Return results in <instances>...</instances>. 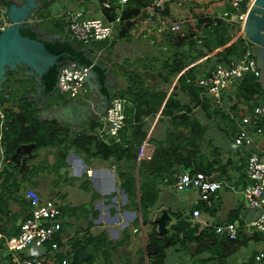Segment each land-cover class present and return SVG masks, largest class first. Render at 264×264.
<instances>
[{
    "label": "crops",
    "instance_id": "obj_1",
    "mask_svg": "<svg viewBox=\"0 0 264 264\" xmlns=\"http://www.w3.org/2000/svg\"><path fill=\"white\" fill-rule=\"evenodd\" d=\"M63 1H55L48 11V19L61 17L66 10L70 9H83L87 15L93 11L90 10L93 7L83 8L82 0L79 2ZM68 1L69 5L67 4ZM179 1L180 3L177 0L167 1L165 4L168 3L172 17L181 15L185 18V21L189 22L187 29L184 27L187 22L183 23V32L185 34L195 30L201 33L204 32V29L199 30L197 23L200 21L201 16L206 13L202 7H209L211 0ZM257 1L254 0L247 9V16ZM163 11L164 8L160 10V13ZM150 12V10H146L147 17L141 16L140 19L144 18V22H149ZM225 21L227 22V20ZM37 26L38 29L27 24L24 29H31L37 33V36L48 41H53L51 36L59 34L54 30L53 25L45 23L44 18L39 17V15ZM246 26L247 18L244 23V34ZM115 36L117 34L103 48H100L102 54H107L105 48H108L110 54L116 58L106 64L116 80L109 82V84L106 82V86L111 93L109 96L105 95L109 99L104 101L103 104L94 97V94L88 95V92L76 99L70 98L58 88L46 93L45 86L40 85L37 78L29 74L24 68L16 71L17 75L14 76L8 73L9 78L3 84L2 91H6L7 94L16 92L18 98L22 96L28 98L38 109L39 119L41 120H57L60 122L63 120L69 125L71 131H82L87 123L96 119V114L106 110L105 105L107 102L109 103L114 97H119L114 95V91L117 92L126 86L125 78L121 76L122 72L119 71L120 68L116 65L118 66L128 60L130 64L128 69L131 70L130 66L138 59L151 61L152 65H159L154 59H157L159 52H161L160 46L157 44L161 37L154 27L148 28L142 36H135L133 39L116 38ZM233 40L235 39L233 38L223 46L216 47L212 52L196 58L182 72L195 65L200 66L201 69L202 67H208V65L212 66L216 62L214 55L236 43L237 40ZM95 42L87 45L91 51L95 47L97 48ZM112 42L115 44L113 47L110 46ZM251 46L253 47V44ZM181 49L183 50L184 47H181ZM256 49L259 54V57L257 56L258 64L262 70V75L258 78L264 87V43L259 44ZM84 53L87 55L88 51L85 52L84 50ZM195 53L196 51H192L189 59ZM91 63L93 62L91 61ZM137 63L139 62L137 61L136 65ZM99 67L104 69L106 66ZM132 67H134V64ZM92 79L96 81V90L102 92L103 85L96 71L88 78L87 89L91 85ZM177 80L178 76L175 77L173 85L169 88V94ZM154 81H157V78ZM234 89L232 88L228 93L226 92L227 94L225 93L224 96L232 95ZM225 97L224 103L228 102V109H224L234 119L236 127L232 135L229 136L228 129L223 127V120L219 125L215 122L211 125L210 120L204 123L209 124L206 134L211 141L218 144L219 148V154L215 153L220 159V164H217L218 168L214 172L216 174L215 178L224 182L223 188L215 194V206L213 208H207L203 203L196 206L195 200L198 198V191L195 188L189 187L181 192L175 191L173 188L174 182H171L174 179L169 180L167 175H165L167 177L164 176V179H168L167 181L162 179L158 181L150 180V171H148L149 174H145L147 177L145 175L140 176L141 161H149L156 151L153 140L165 139L168 129L171 127L168 119L162 116L161 108L156 116L145 118L147 136L141 143L138 152L135 187L131 193L125 190L124 184L126 182L122 181L119 175L120 166L113 158L104 160L98 156L90 157L85 153H76L74 150L69 152L67 166L61 168L59 173L54 168L41 166L38 173L30 177L34 181L28 183L38 188L39 196L56 198L62 203L63 229L57 239L61 240L63 245H61L59 252L54 254L46 252L51 248V244L47 243L43 249L28 247L22 252V255L38 254L44 251L46 252V258L43 260L44 264H58L61 257H69L72 260V255L77 247L86 244V248L91 255L82 264H258L255 261V255L258 251L264 249V235L249 228V222L256 217L257 213L246 206L243 196V188L247 181L245 173L247 153L243 147L234 144L233 137L240 125L238 120L240 115L251 109L249 105L243 102L237 104L236 107V98ZM253 102L255 101L252 100L250 104ZM4 105L18 108L12 101H6ZM98 118L100 119V116ZM80 126L82 129L79 128ZM103 131H105L103 136L106 135L107 140L114 137L106 133L104 124ZM256 139L264 140V135L257 136ZM24 154L25 157L28 156L27 153ZM215 154L211 155L210 160L215 157ZM54 159L55 157L50 161L53 163ZM37 163L34 161L28 169ZM47 169L64 179H61L62 181H42V183L37 181L39 179L37 176L42 174L40 172L47 171ZM23 175H25V172L19 174L20 177ZM25 182L27 181L23 180L21 186ZM22 188L19 193L13 194L12 198L8 196L7 199L5 197L1 199L0 197L1 228L9 237L18 235L22 221L30 213V204L26 199V195H24L26 187ZM175 194L179 196L175 197ZM181 195L182 197L179 198ZM185 201H189L191 206L188 208L183 206L182 202ZM197 207L202 211L201 219L207 222L215 225L232 224L238 227L239 239H230L226 234L217 233L215 228L203 227L202 225L201 234L194 241L186 240L177 231L159 232L154 218L162 208H167L179 217ZM190 217L194 218L193 213ZM61 253L63 256H60ZM10 260L11 255L7 251L5 243L2 242L0 245V264H7Z\"/></svg>",
    "mask_w": 264,
    "mask_h": 264
},
{
    "label": "trees",
    "instance_id": "obj_2",
    "mask_svg": "<svg viewBox=\"0 0 264 264\" xmlns=\"http://www.w3.org/2000/svg\"><path fill=\"white\" fill-rule=\"evenodd\" d=\"M55 1L43 0V6L38 15L44 18L45 23L53 25L54 30L66 40L60 38L55 41H46L47 48L53 53L61 55L60 60H64L66 58L65 53H69L72 59L82 64H91V60L88 59L84 51L78 50L68 41L72 36L65 17L48 19V11ZM100 1L102 14L107 15L109 19H115L117 13L114 10H106L103 5L105 0ZM153 2L154 0H130L126 3V9L121 16L122 21L117 26L118 32L115 37L127 39L142 36L151 26L155 29L160 26L162 28L161 39L157 44L163 53L159 52V57L154 59L159 63L158 66L152 65L151 61H144V59H138L137 65V61L133 62L132 66L134 64V67L130 66L131 70L128 69L130 65L128 60L118 66L116 65L120 68L121 76L125 78L127 83L125 87L115 91L114 94L126 100V125L121 129L118 137H111L107 140L106 135L103 136L105 131H103V123L99 118L87 123L79 132L71 131L65 122L41 120L38 109L28 98L25 96L18 98L16 92L7 94L6 91H1L0 103L7 112L9 124L0 144V157L2 155L5 162L3 179L1 180L3 182L0 185L2 188L0 191L1 199L2 197L7 199L8 196L11 198L13 196L14 192L10 188H5L8 184L13 189L19 188L16 181L30 179L32 175L38 173L41 166L54 168L59 173L61 168L67 166L68 154L72 150L76 153H85L90 157L98 156L104 160L113 158L120 166L119 175L122 181L126 182L124 184L125 190L131 193L135 187L138 152L141 143L147 136L145 118L156 116L161 108L162 116L168 119L171 127L168 129L165 139L153 140L156 151L149 161H141L140 176L147 175L150 171V180L152 181L174 179L171 182H175L177 174L181 172L196 173L202 171L207 174L216 172L217 164H220L218 155L215 154L212 160L208 159L206 162L200 161L198 157L201 153L207 155L206 152L202 151L200 142H205L209 124H204L198 119L194 113V108L202 107L205 117L210 121L217 118L226 120L231 116L226 113L222 106L214 104L210 97L203 94V89L196 85L195 80L199 73H207L215 64L228 63L235 55L242 54L247 40L240 37L236 43L215 54L216 62L210 67H202L201 69L200 66L195 65L182 72L196 58L202 57L212 52L216 47L229 42L233 36L232 26L222 18H202L197 27L199 30H203L205 27L204 32H191L186 33V35L175 33L171 30L170 23L173 17L168 3L165 4L162 13L149 16L152 21L144 22V18L140 19L141 16L147 17L146 8L151 6ZM161 21L169 24H162ZM22 33L31 37L37 36V33L31 29H23ZM199 34L201 35L199 36ZM75 42L81 48L86 45L81 41L75 40ZM110 44L112 47L115 45L114 42ZM181 47L184 49L182 50ZM192 51H196V53L189 59ZM94 69L103 85V94L109 96L111 91L106 86L105 69L99 66H94ZM146 70L155 72L157 81L152 80L145 73ZM58 72V65H55L43 76L46 93L55 90ZM9 74L11 76L17 75L15 71H11ZM177 76L178 80L169 94V88ZM234 88L233 94H229L228 98L237 99L236 107L241 102L249 105L250 109L257 104H264V87L254 74H246ZM183 97L189 98V101L185 102ZM252 100L255 102L250 104ZM6 101H12L18 108L6 107L4 105ZM163 103L164 106L162 107ZM235 136L233 137L235 138ZM24 144H34V151L38 152L44 149L48 152L41 160V164L37 163L30 169H25L31 159H27L26 163H23L25 154L18 152V148ZM1 147L3 148L2 154ZM212 150H217L219 154V148H212ZM49 154H53L55 157L53 163L49 161ZM24 172L25 175L20 177L19 174ZM146 175L145 177H147ZM165 175L168 176V179H164L167 177ZM60 256H63L62 253Z\"/></svg>",
    "mask_w": 264,
    "mask_h": 264
},
{
    "label": "built area",
    "instance_id": "obj_3",
    "mask_svg": "<svg viewBox=\"0 0 264 264\" xmlns=\"http://www.w3.org/2000/svg\"><path fill=\"white\" fill-rule=\"evenodd\" d=\"M129 1L105 0L103 2L106 10H114L117 13L115 19H109L105 14L102 18L89 16L82 9L66 10L62 16L68 22V29L72 38L88 45L95 41L110 39L115 35V27L121 23L122 13ZM167 1L172 0H154L153 4L148 6L146 10H150L151 16H154L155 13H160V10H163ZM177 1L180 3L179 0ZM225 1L233 9H227L222 14L205 13L200 19H225L232 26V39L238 40L240 37H244L247 41L242 54L235 55L228 63L215 64L207 73H199L195 80L196 85L203 89V94L217 103H221L223 94L234 88L246 74L251 73L256 77L262 75V70L251 46L252 43L244 34L247 9L254 0ZM173 20L174 24L171 26V30L186 35L183 32L185 18L176 15ZM148 21L152 20L148 19ZM161 23L167 24L164 21ZM9 25L10 21L5 14V9L0 5V32ZM155 31L159 34L162 28L158 26ZM94 65L95 63L82 64L69 56L61 60L58 66L57 80L61 92L66 93L72 99L85 95L88 92L87 80ZM125 105L126 100L124 98L114 97L110 100L106 111L100 115L104 129L110 136L118 137L120 130L126 125ZM238 120L240 127L234 138V144L251 149L245 167L247 181L243 188V196L246 206L256 211L257 215L249 222V228L264 235V140L256 139V136L264 134V104L255 105L251 112H243ZM8 128L7 112L0 103V144ZM1 152H3L2 147ZM215 176V173L207 174L202 171L196 173L181 172L173 183V188L177 192L188 187L195 188L198 191V198L195 200L196 206L203 203L207 208H213L215 206V194L224 185V182L216 179ZM26 199L30 204V213L22 221L18 235L9 237L1 228L0 223V245L4 242L11 255V260L7 264H44L46 252L58 253L61 247V241L57 239L63 229L61 201L56 198H43L39 194L26 196ZM201 213L200 208L193 209L194 219L199 221L203 227H213L217 233L226 234L233 240L239 239L238 227L232 224L215 225L207 222L201 219ZM47 243L51 244V248L46 252L22 255V252L28 247L43 249ZM255 261L258 264H264V249L256 253ZM58 264H72V261L71 258L64 257Z\"/></svg>",
    "mask_w": 264,
    "mask_h": 264
},
{
    "label": "water",
    "instance_id": "obj_4",
    "mask_svg": "<svg viewBox=\"0 0 264 264\" xmlns=\"http://www.w3.org/2000/svg\"><path fill=\"white\" fill-rule=\"evenodd\" d=\"M0 5L5 9V14L10 21V26L0 32V92L3 89V84L9 78L8 73L19 71L20 68L26 69L29 74L35 76L38 83L43 86V76L51 67L59 66L61 55L55 54L47 48L46 41L48 40L22 33L27 24L38 29L37 19L38 12L43 6L42 0H0ZM51 37L53 41L61 38L60 34ZM245 37L253 44L255 56L259 57L256 48L259 44L264 43V0H258L249 11ZM61 39L66 40L65 37ZM68 41L73 45V39H68ZM73 46L75 47V45ZM78 49L83 50L81 47H78ZM65 56L70 57V54L65 53ZM107 68V71H109V67ZM93 72H95L94 67L91 74ZM145 73L156 80V73L149 70H146ZM106 74L108 78V72ZM56 88L61 90L57 83ZM108 104L107 102L105 108H107ZM105 111L103 110L101 113L96 114L95 118L98 119ZM79 128L82 129L81 126ZM34 146V144H24L18 148V152L27 153L28 155L24 157L23 163H26L27 158L31 157ZM18 162L20 161L18 160ZM192 213L193 210H190L177 217V214L171 213L167 208H162L155 215L154 221L158 226L159 232L177 231L186 240L194 241L200 236L202 226L199 221L190 217ZM90 255L86 244H82L74 251L71 260L72 264H82L89 259Z\"/></svg>",
    "mask_w": 264,
    "mask_h": 264
},
{
    "label": "rangeland",
    "instance_id": "obj_5",
    "mask_svg": "<svg viewBox=\"0 0 264 264\" xmlns=\"http://www.w3.org/2000/svg\"><path fill=\"white\" fill-rule=\"evenodd\" d=\"M56 1H61V2H64L63 0H56ZM67 1V0H66ZM75 1H77V2H79V1H81V0H72V1H70V2H75ZM81 3H82V7L83 8H89V7H93L92 9H90V10H93V11H91V13L89 14V15H92V16H95V17H103V14H102V3H101V1L100 0H82L81 1ZM68 5H69V1H68V3H67ZM67 5V6H68ZM79 5H80V3H79ZM77 6H78V4H77ZM211 9H208L209 7H207V6H203L202 8H203V10H204V12H206V13H216V14H222L223 12H224V9H233V7H231V6H229L228 4H227V2L226 1H224V0H211V3L208 5ZM78 7H80V6H78ZM83 10V9H82ZM211 10H214V11H211ZM187 21H185V23H186ZM167 24H169V23H167ZM166 24V25H167ZM174 24V20H172V22L170 23V25L172 26ZM189 22H187L185 25H184V27H185V29H187L188 27H189ZM118 26V25H117ZM115 27V34H117V32H118V27ZM120 27V26H119ZM152 27V26H151ZM151 27H149V29H151ZM194 33H199L197 30H195V31H193ZM175 33H180V32H175ZM114 37V36H113ZM112 37V38H113ZM112 38H110V39H112ZM69 39H73L72 37H70ZM110 39H107V40H102V41H96L95 42V45L97 46V48L95 47L94 48V50H90V48L87 46V44L85 45V47L84 48H81V49H84L85 50V52H86V50L88 51V53H87V56L89 57V59L93 62V63H95V65H99V66H101V67H104V66H106V64H108L111 60H113V59H116L115 57H114V55H112V54H110V51L108 50V48H105L106 49V51L108 52L107 54L106 53H104V54H102V51H100L101 49L100 48H103V46L104 45H106V43L107 42H110L111 40ZM74 40V39H73ZM75 43V44H74ZM74 43H73V45H75V47H77L78 45H77V43L75 42V40H74ZM79 47V46H78ZM78 47H77V49H78ZM99 48V49H98ZM97 49V51H95ZM79 50V49H78ZM83 50V51H84ZM105 51V52H106ZM107 67V66H106ZM106 67H104V69L106 70V73L108 72V78L106 79V82H107V84H109V82H111V81H115L116 80V78H113V73H112V71H107V69L108 68H106ZM208 67H210L209 65H208ZM115 92V91H114ZM58 93V92H57ZM94 94V97L99 101V102H101V104H103L104 103V101H106L107 100V98H106V96H105V94H103L101 91H97L96 90V81L94 80V79H92L91 80V85H89L88 86V95H93ZM101 94H102V96H101ZM229 96V94L228 95H226V97L225 98H227ZM183 100L185 101V102H187V101H189V98H187V97H183ZM222 107L223 108H225L226 110L228 109L227 108V105H228V102L226 101L225 103H224V101L222 102ZM195 110H194V113L197 115V117H198V119H200L201 121H202V123H206V122H208V118H206L205 117V115H204V112H203V109H202V107H195L194 108ZM55 119V118H54ZM61 122H63V120L61 121ZM217 123V125H219L221 122H222V119L221 118H217V120H213V121H211L210 123H211V125H212V123ZM223 127H225L226 129H228L227 130V132H228V134H229V136H231L232 135V133L234 132V130L236 129V127H235V123H234V119L231 117V118H229V119H227V120H223ZM211 130V129H210ZM208 139V140H207ZM212 140H213V138H212ZM204 141L205 142H200V145H201V148H202V151H204V152H206L207 153V155H205L204 153H201V154H199L198 155V157H199V159H200V161H207L208 159L210 160V155H214L215 153H217L216 151L217 150H215V151H213L212 150V148H218V144L216 143H214L213 141L211 142V140L209 139V137H208V135H206V139H204ZM208 141H209V143H208ZM40 151H42V150H39L38 152L37 151H34L33 150V153H32V155H31V157L30 158H28L29 160L31 159V161L29 162V163H27V166L25 167V169L27 168H29L31 165H32V163L35 161V162H38L39 164L41 163V160L43 159V157L48 153L46 150H43L42 152H40ZM1 154H2V152H1ZM48 157H49V161L50 160H53V158H54V156L52 155V154H49L48 155ZM34 159V160H33ZM33 160V161H32ZM4 165H5V162H4V159L2 158V155H1V157H0V185L2 184V182L3 181H1L2 179H3V169H4ZM40 173H42V174H40V175H38L37 176V178H39L37 181H41V183H42V181H62L61 179H64V178H62V177H60V176H58V174H56L55 172H53V171H50L49 172V170L47 169V171L45 170V171H42V172H40ZM49 174V175H48ZM58 176V177H57ZM35 177V176H34ZM243 180H244V178H243ZM242 180V181H243ZM27 182H25L24 184H23V186H21L22 185V181H16V183L19 185L18 187L19 188H15V189H13V187L10 185V184H8L6 187H5V185H4V187L7 189H11L14 193V195H16L17 193H19V191H20V189L22 190L23 188L22 187H26V190H25V192H24V195H26V196H34V195H36V194H40L39 193V191L37 190L38 188H35V187H33L30 183H28V182H30V181H34L32 178L31 179H28V180H26ZM9 182H13V181H9ZM28 183V185H26ZM4 184V183H3ZM21 186V187H20ZM2 189V188H1ZM5 191V190H4ZM179 195H177V194H175V197H178ZM182 197V195L179 197V198H181ZM183 203V206H185V207H190L191 206V204L189 203V201H185V202H182Z\"/></svg>",
    "mask_w": 264,
    "mask_h": 264
},
{
    "label": "bare ground",
    "instance_id": "obj_6",
    "mask_svg": "<svg viewBox=\"0 0 264 264\" xmlns=\"http://www.w3.org/2000/svg\"><path fill=\"white\" fill-rule=\"evenodd\" d=\"M42 3H43V1H42ZM10 26V25H9ZM8 26V27H9ZM229 91H227V93H228ZM226 93V92H225ZM224 93V94H225ZM224 94H223V99H222V102L224 101ZM212 99V98H211ZM213 100V99H212ZM213 102H214V104H218V105H220V106H222L221 104H222V102L221 103H217V102H215L214 100H213ZM254 107V106H253ZM252 111V109L250 110V111H248V112H251ZM56 114H60V113H56ZM64 116H65V113H64ZM239 127H240V125H239ZM239 129V128H238ZM237 132H238V130H237ZM237 134V133H236ZM264 135V134H263ZM263 135H261V136H263ZM259 136V135H258ZM257 137V136H256ZM245 149V151H246V153H247V159H248V156H249V154H250V151H251V149H247V148H244Z\"/></svg>",
    "mask_w": 264,
    "mask_h": 264
},
{
    "label": "flooded vegetation",
    "instance_id": "obj_7",
    "mask_svg": "<svg viewBox=\"0 0 264 264\" xmlns=\"http://www.w3.org/2000/svg\"><path fill=\"white\" fill-rule=\"evenodd\" d=\"M109 97L107 98V101H108Z\"/></svg>",
    "mask_w": 264,
    "mask_h": 264
}]
</instances>
